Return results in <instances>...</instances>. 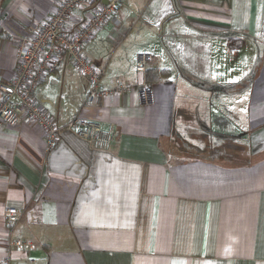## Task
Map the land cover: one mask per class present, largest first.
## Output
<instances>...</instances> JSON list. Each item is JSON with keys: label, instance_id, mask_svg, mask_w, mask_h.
Returning <instances> with one entry per match:
<instances>
[{"label": "crops", "instance_id": "1", "mask_svg": "<svg viewBox=\"0 0 264 264\" xmlns=\"http://www.w3.org/2000/svg\"><path fill=\"white\" fill-rule=\"evenodd\" d=\"M57 2L0 0L2 80ZM120 20L85 47L115 93L84 107L68 58L37 91L60 124L116 127L108 148L64 130L46 154L39 126L0 125V264L10 239L35 245L15 264H264V0H121ZM143 52L157 68L137 71Z\"/></svg>", "mask_w": 264, "mask_h": 264}, {"label": "built area", "instance_id": "2", "mask_svg": "<svg viewBox=\"0 0 264 264\" xmlns=\"http://www.w3.org/2000/svg\"><path fill=\"white\" fill-rule=\"evenodd\" d=\"M121 0H58L54 10L41 27L31 33L16 37L18 65L9 81L0 78V125L18 126L30 122L45 133V151L56 147L64 130L74 131L94 147L106 149L119 136L120 131L111 125L104 129L97 118L77 113L64 124L58 123L40 102L37 91L58 65L68 58L89 83L84 107L95 105L101 98L111 96L116 90L103 82L106 65L94 62L85 47L110 20L120 25ZM136 69L146 73L157 63L150 53H140ZM142 99L151 101V86L142 84ZM23 215V210L12 206L4 210L7 228L13 231ZM27 251L35 247L31 241L10 239L9 251L2 264L13 262L12 246Z\"/></svg>", "mask_w": 264, "mask_h": 264}, {"label": "rangeland", "instance_id": "3", "mask_svg": "<svg viewBox=\"0 0 264 264\" xmlns=\"http://www.w3.org/2000/svg\"><path fill=\"white\" fill-rule=\"evenodd\" d=\"M229 142L232 143V142H234V141H232V140H231V141H230V140L228 141V140H224V139H220V138L214 140V143H215L217 146H219V148H222V146H223V147H225V149H226V146L229 145ZM238 142H240V141H238ZM227 143H228V144H227ZM231 150H232V148H231Z\"/></svg>", "mask_w": 264, "mask_h": 264}]
</instances>
